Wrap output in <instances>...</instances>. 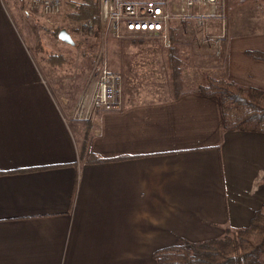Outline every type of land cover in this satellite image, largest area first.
I'll return each instance as SVG.
<instances>
[{
	"label": "crops",
	"instance_id": "0c3cea01",
	"mask_svg": "<svg viewBox=\"0 0 264 264\" xmlns=\"http://www.w3.org/2000/svg\"><path fill=\"white\" fill-rule=\"evenodd\" d=\"M53 21L0 0V264H92L91 248L114 264L147 231L175 246L178 237L200 242L248 227L264 205V134L225 132L218 98L197 89L174 98L167 73L160 83L149 78L146 92L126 76L122 110L98 117L80 158L42 79L60 66L35 61L33 38L50 44ZM236 46L224 70L264 74V63Z\"/></svg>",
	"mask_w": 264,
	"mask_h": 264
},
{
	"label": "rangeland",
	"instance_id": "374dc122",
	"mask_svg": "<svg viewBox=\"0 0 264 264\" xmlns=\"http://www.w3.org/2000/svg\"><path fill=\"white\" fill-rule=\"evenodd\" d=\"M66 1L68 0H63L64 10L60 18L47 20V22L54 20L51 23L53 29L59 27L68 31L73 42L68 44L59 40V43H57L59 46L65 45L63 58L66 63L60 66V69L58 67H48L47 70L50 74L46 75L44 73L46 76L42 78L50 86L49 99L53 101L52 105L55 108L56 116L62 115L67 118L79 94L83 92L85 94L89 93L90 83H88V77L91 65L97 54L101 53L105 57L110 70L120 76L119 106L116 110L110 112L95 110L90 112L87 120L81 122L74 120L68 125L65 123L67 128L72 131V139L74 144H76V150L79 153V157L81 156L80 158L83 155L85 157L86 153H88V151L86 152L87 141H89L90 131L96 127L98 119L106 113L122 110V92L125 77L129 76L127 79H135L139 82L138 86L137 83L132 86L135 90L139 87L138 92H146L145 85H147L149 78H158L160 83L162 76H166L164 54L172 47H175L180 56L182 79L186 88L190 91L196 90L206 83L207 78H222L243 87H251L253 83H256L257 86L254 87L263 88L262 90H264V78L262 79L264 74L259 70L255 73L256 78H253V80L239 76L243 72L238 73V69L232 75V72L229 73L224 70V61L222 60L223 56H226L227 50L231 53L237 52V46L235 47V45L238 44H240V51L248 56L250 52L264 53L263 50H260L262 43H264V0H225L224 31L223 22L216 18L204 21L174 22L173 29L176 34V41L173 43L171 41L170 48H166L159 40H146L141 37L119 40L101 30L98 33H94V30H92L87 35L81 32L74 33L65 19V14L68 11L67 5H65ZM15 2L16 5L17 2L25 6L27 4V9L29 7V0H15ZM32 31L35 32L36 30ZM49 36L50 44H46L42 38L40 40L41 36L33 38L34 52L35 54L37 53L38 58L35 57V61L41 67L47 66L43 63L44 59L55 54L58 55L56 53L58 48L53 46V42H56L57 38L52 34H49ZM249 40L256 42L254 45L256 48H249L251 46L243 44ZM233 42H236L235 45L232 44ZM80 141L81 145L79 147L78 143ZM2 174L0 172V175ZM67 212L70 215L73 209L70 208ZM63 215H66V213ZM70 229H73V225ZM149 232L147 231L144 236H141L140 239L138 238L140 240L139 245L131 246L128 243L127 246L129 247L122 248L123 252L120 256L119 254H114V264H155L151 258L152 254L156 250L171 247L172 245H170L171 240L168 237H153ZM131 238L128 237L126 240L130 241ZM177 241L178 243L174 244L175 246H180L183 241L193 243V241L186 240L183 237L176 238ZM51 250H54V248H50V252H52ZM91 254L92 264H102L103 252L101 248H91ZM37 259L38 257H32L30 260L20 264H37ZM50 264H53V262Z\"/></svg>",
	"mask_w": 264,
	"mask_h": 264
},
{
	"label": "trees",
	"instance_id": "16d2710c",
	"mask_svg": "<svg viewBox=\"0 0 264 264\" xmlns=\"http://www.w3.org/2000/svg\"><path fill=\"white\" fill-rule=\"evenodd\" d=\"M65 19L74 33H98L101 27L99 18V0H68ZM90 23V26H89ZM61 28L55 27L52 34L57 38ZM71 35V34H70ZM174 29L170 30V39L176 41ZM249 56L264 63V53L250 52ZM165 66L171 82L174 98L188 91L182 79V64L178 52L172 47L164 54ZM64 60L59 55L49 56L47 64L62 66ZM206 98L219 100L222 128L225 132H250L264 134V90L243 87L222 78H207L206 83L197 90ZM84 144V142H83ZM96 158L90 163L101 164L109 161H121ZM264 254V205L257 211L246 228L233 232L226 231L220 239H208L200 242L183 241L180 246H171L156 250L151 258L155 264H257Z\"/></svg>",
	"mask_w": 264,
	"mask_h": 264
},
{
	"label": "built area",
	"instance_id": "2783aa9c",
	"mask_svg": "<svg viewBox=\"0 0 264 264\" xmlns=\"http://www.w3.org/2000/svg\"><path fill=\"white\" fill-rule=\"evenodd\" d=\"M224 4L225 0H99L100 30L119 40H159L170 48L174 22L216 18L223 22L224 31ZM28 6L32 14L48 21L59 18L64 10L63 0H29ZM88 83L89 93L79 94L67 118L62 116L67 125L87 120L92 111L118 108L120 76L110 70L101 53L94 58Z\"/></svg>",
	"mask_w": 264,
	"mask_h": 264
},
{
	"label": "water",
	"instance_id": "95a60500",
	"mask_svg": "<svg viewBox=\"0 0 264 264\" xmlns=\"http://www.w3.org/2000/svg\"><path fill=\"white\" fill-rule=\"evenodd\" d=\"M57 38L64 43H68V44L73 43L71 38H70V34L65 29H61L59 31Z\"/></svg>",
	"mask_w": 264,
	"mask_h": 264
}]
</instances>
